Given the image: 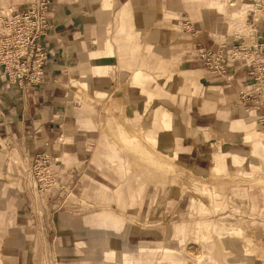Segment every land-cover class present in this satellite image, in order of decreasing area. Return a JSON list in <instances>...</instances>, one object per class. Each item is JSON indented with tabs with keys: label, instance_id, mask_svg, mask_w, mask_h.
<instances>
[{
	"label": "crops",
	"instance_id": "1",
	"mask_svg": "<svg viewBox=\"0 0 264 264\" xmlns=\"http://www.w3.org/2000/svg\"><path fill=\"white\" fill-rule=\"evenodd\" d=\"M50 1L53 27L44 41V80L21 94L0 85V183L11 185L0 192L3 264H42L35 255L37 244L45 242L53 250L59 246L53 225L69 230L70 215L64 209H37L34 202L48 201L58 188L46 193L30 189L27 178L32 176L34 158L37 153H48L55 160L50 168L56 184L70 185L85 163L96 158L97 107L105 106L114 94L133 114L134 108L140 110L149 100L142 89L152 93L150 106L136 116L144 115L146 131L156 145L167 147L190 168L206 171L216 155L224 169L242 157L248 159L249 168L264 169V148L254 149L245 142L244 129L232 128L233 120L248 113L254 117L255 128L264 131V122L257 120L260 112H241L243 106L237 104L243 92L256 86L249 68L238 60L224 74H212L191 55L197 46L214 48L218 41H227L229 46L258 45L264 55V0ZM23 4L24 0H0V16ZM183 19L198 30L197 38L179 29ZM136 69L148 77L132 85L130 75ZM154 105L162 108L157 123L148 117ZM173 127L178 128L176 135ZM99 143L106 161L98 162L101 175L92 178L93 188L109 196L107 205L115 202L117 206L116 166L109 159L114 150L102 129ZM25 178L18 187L17 181ZM120 189L127 202L130 190ZM55 215L62 220L54 222ZM117 217L122 218L108 209L90 214L83 218L86 228L79 237L94 234L99 248L101 243L103 253L109 255L111 244L116 243L109 239L116 233ZM103 232L108 239L99 237ZM149 239L139 236L127 244L139 246V254H148L153 250L147 249L158 248ZM252 242L250 247L241 246L243 255L264 258V237L262 247L254 244L255 239ZM119 250L123 251L121 245ZM123 252L125 261L134 258L128 250ZM49 260L64 264L56 257ZM251 263L264 264L256 258Z\"/></svg>",
	"mask_w": 264,
	"mask_h": 264
},
{
	"label": "rangeland",
	"instance_id": "2",
	"mask_svg": "<svg viewBox=\"0 0 264 264\" xmlns=\"http://www.w3.org/2000/svg\"><path fill=\"white\" fill-rule=\"evenodd\" d=\"M129 82L137 85L142 81L134 82L130 76ZM142 96L145 95L142 94ZM148 99L140 110L134 108L133 114H131L130 106L121 99L119 106L123 107L122 110L117 107L114 110H107L103 104L97 107L99 134L96 158L85 163L84 169L76 171L78 174L70 185L60 187V184H56L54 189L58 188L57 194L53 198H49L48 201L34 202L37 204V209L66 210L70 215L67 220L71 221L69 230L53 225V234H58L60 237L57 249L47 248L45 242L37 244L35 255L40 258L39 262L50 264L49 259L56 257L64 264H165V262L177 264L175 261L163 258L166 249L176 248L175 257L179 259V264H203L208 257L203 253L204 248L210 247L214 252L208 259L214 261L213 264H222V261L224 264H252L253 258L263 263L264 258L243 255L241 246L250 247L253 245L252 239H255L254 244L262 247L264 169L249 168L248 163L245 162H235L234 166L224 169L216 162L215 156V162L210 168L206 171H196L177 161L170 150L168 153L174 161L171 158L157 157L149 153L146 146L138 139L139 137L125 131L123 126V122H127L140 128L142 123H146L143 120V114L142 116H136V114L146 111L152 101L149 96ZM156 108L159 109L160 106L154 105L151 111ZM240 109L241 112L246 110L243 107ZM247 111L251 110L247 109ZM241 117H250L246 127L237 128L245 130V142L251 146L255 143L258 150H263L264 131L257 135L253 115L247 113ZM157 118H160V113ZM146 127L147 124L145 129H140L143 135L148 134ZM109 128L112 133L104 130ZM101 129L114 150L109 159L116 166L117 206L115 202L107 205L109 196L105 198L99 190L93 188L92 184V178L101 175L98 162L106 161L99 143ZM173 134H175L174 131ZM158 146L161 147V145ZM246 160L248 162V159ZM247 170H252V173H245ZM112 177L114 174L107 178L108 181H111ZM257 177L261 181L257 180ZM27 180L33 192L36 188L43 193L51 191L45 185V181H39L34 173ZM25 182L26 178L21 182L17 181L16 185L20 187ZM39 182H43L40 188L37 187ZM143 184L149 186L138 194L137 188ZM124 186L131 193L127 202L120 189ZM10 187L11 185L6 187L0 183V192ZM130 197H133L132 200ZM145 197L146 200H144ZM2 204L3 201L0 202V209ZM125 206L129 209L124 210ZM102 209L114 211L123 218L117 217V230L111 237L119 239L121 245L131 252L134 256L132 260H124V252L118 249L116 243L111 244L112 249L109 250V255H105L102 244L100 243L101 248H99L94 234L87 235L88 238L79 237L82 228H86L83 218ZM57 215L52 217L54 222L62 220ZM86 231L84 229L83 233ZM105 235L103 232L99 237L108 239ZM139 236H147L151 242H154L152 243L154 246H158V248L147 249L155 251L154 253L139 254V246L129 248L128 244L138 240ZM161 239L164 243L160 241ZM151 242L148 243L153 246ZM0 264H3L1 258Z\"/></svg>",
	"mask_w": 264,
	"mask_h": 264
},
{
	"label": "built area",
	"instance_id": "3",
	"mask_svg": "<svg viewBox=\"0 0 264 264\" xmlns=\"http://www.w3.org/2000/svg\"><path fill=\"white\" fill-rule=\"evenodd\" d=\"M52 20L50 0H27L21 9L0 16V85L6 90L21 94L44 80L47 60L44 41L53 27ZM179 29L193 38L198 36L189 19H183ZM191 55L212 74H224L230 63L242 61L256 86L243 92L238 104L260 112L257 120L264 122V55L260 46H229L227 41H218L214 48L197 46ZM51 161L55 160L48 153H37L31 168V175L34 173L39 181L44 180L49 188L56 187Z\"/></svg>",
	"mask_w": 264,
	"mask_h": 264
},
{
	"label": "bare ground",
	"instance_id": "4",
	"mask_svg": "<svg viewBox=\"0 0 264 264\" xmlns=\"http://www.w3.org/2000/svg\"><path fill=\"white\" fill-rule=\"evenodd\" d=\"M130 76L133 78L134 82H141L142 80H145L148 77V76L144 75L143 73H141L138 70L137 71H133ZM142 91L145 92L144 94H148L149 98H152V95L153 94L150 93V92H148V91H146L145 88H143ZM120 101L121 100L118 98V95L117 94H114L111 97V99L106 103V105H105L106 106V109L107 110H114L115 107H117V108H121V110H122L123 107H120L119 106L120 105L119 104ZM158 112L160 113V117H162L161 116L162 115V108L153 109L149 113V118H151L152 122H154V123H157L159 121V119H160V118L159 119L157 118V116L159 115ZM149 118H148V120H149ZM249 122H250V117L249 118L248 117L247 118L240 117V118L232 121V128H242V127H246ZM141 125L142 126L140 128H138V127H134L133 125H131V124L127 123V122H123V126H124L125 131H128L129 133L131 132L133 134H136L139 137L138 139L142 142V144L146 146V148L148 149V152L149 153H153V155H155L157 157L162 156V157H167V158L173 159V157H171V155L168 153V148L167 147L165 148L163 146L159 147L158 145H156V143L154 141L155 138L152 139L150 133L147 132L148 133L147 135H143L142 134V132H141L140 129H145V124L142 123ZM109 131L111 132V129L110 128H109ZM173 131L175 132V135H176L178 133V128L177 127H173ZM261 131H262V129H258L257 128L256 129L257 135H259ZM102 139H101V141H102ZM175 140L177 141V139H175ZM252 146H253L254 149L257 150V145L255 143H253ZM173 161H174V159H173ZM238 162L248 163L247 160H246V158H244V157L240 158L238 160ZM245 173L251 174L252 173V170H247ZM257 180L261 181L259 179V177H257ZM147 186H149V185L143 184L139 188H137L138 194L141 193V192H143ZM245 195L248 196L247 194H245ZM130 198L132 200L133 197H130ZM146 238H147L146 236H141V240H143V239L146 240ZM109 240H111L113 242H116L117 243V246L120 249L121 243H120V240L119 239L112 237ZM150 240L151 239H149V241ZM121 246H122V250L125 251L126 249L123 247V245H121ZM213 252H214L213 248H210V247L204 248V251H203V253L206 254L208 257L213 256ZM149 253H154V251L153 252H149ZM175 255H176V248H168V249H166L164 251L163 258L164 259H168V260L175 261L177 264H179L176 261ZM208 257H207V260L203 262V264H213L214 261L209 260Z\"/></svg>",
	"mask_w": 264,
	"mask_h": 264
}]
</instances>
